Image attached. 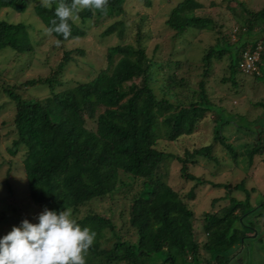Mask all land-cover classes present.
<instances>
[{"label": "trees", "instance_id": "trees-1", "mask_svg": "<svg viewBox=\"0 0 264 264\" xmlns=\"http://www.w3.org/2000/svg\"><path fill=\"white\" fill-rule=\"evenodd\" d=\"M130 1L142 0H108L104 11L81 10L75 22L69 21L71 36L68 40L55 33L50 37L60 40V44L84 38L87 36L86 24L93 21L95 11L99 15L113 11L124 13L125 5ZM144 1L150 5V0ZM56 2L50 0L47 8L40 2L34 6L35 16L46 28L56 19ZM29 8V0H0V14L9 11L22 15ZM201 9L203 6L197 0H184L173 9L166 25L176 37L191 28L210 30L212 20L196 14ZM247 13L249 17L240 24V41L234 45L217 44L203 57L206 70L193 98L186 103L170 100V94H175V85L181 83L184 86L177 73L183 63H176V71L168 77L169 88H160L154 64L147 60L141 46V33L138 34L137 45L109 48L108 67L93 80L55 93L54 88L61 85L56 78L70 61V54L65 53L54 77L30 80L24 84L26 87L48 86L51 93L45 99H26L19 88L2 85L0 78L2 93L14 103L10 132L13 136L8 151L13 156L22 151L28 196L38 207L56 211L70 208L76 214L94 201L114 199L122 189L137 187L130 199L128 219L135 240L123 238L114 222L99 214L77 218L81 226L96 233L85 257L86 264H147L148 258L164 251L171 264H180L181 260L183 264L187 261L192 264L207 262L208 258L201 257L200 250L208 256L216 254L214 264H228L231 255L224 258L222 253L227 255L239 249L246 238L245 225L254 223L253 217L264 218V203L257 205L252 202L244 181L231 187L206 182L188 171L189 159L204 157L217 161L211 154L213 145L186 151L183 158L175 156L182 165L180 176L184 181L193 182L194 188L205 184L224 188L228 194L225 198L229 201L228 207L218 213L205 214L203 234L207 241L201 249L199 233L192 224L194 213L179 192L164 180L162 174L151 178L144 173L150 162L160 170L164 160L170 157L158 148L162 138L176 142L193 135L210 113L217 115L214 119V142L237 160L238 152L220 136L219 125L225 124L219 121L226 112L211 102L205 79L213 61H221L227 54L230 56L229 80L235 79L236 71H242L243 52L246 53L243 49L251 45L253 52L260 39H252V36L264 34V9ZM124 33V23L116 22L102 35L117 34L122 38ZM2 50L18 56L33 51L30 35L23 23L0 20ZM260 63L258 68L262 66ZM259 106L264 107V104ZM254 123V127L259 126L254 132L258 140L248 152L250 164L257 156L264 158V125ZM250 131L253 132L252 129ZM232 190L247 193L246 198L238 200L231 197ZM189 195L194 197L193 190ZM257 207L260 208L257 214H252ZM107 231L112 234L109 239H106Z\"/></svg>", "mask_w": 264, "mask_h": 264}, {"label": "rangeland", "instance_id": "rangeland-1", "mask_svg": "<svg viewBox=\"0 0 264 264\" xmlns=\"http://www.w3.org/2000/svg\"><path fill=\"white\" fill-rule=\"evenodd\" d=\"M183 1L150 0V5L144 0L130 1L125 5L124 13L113 11L99 15L95 11L96 16L93 21L86 24V37L59 44V46L55 39L45 33L46 27L35 16L34 6L39 0H29L30 8L22 15L17 13L14 15L9 11L2 12L0 20L15 24L23 23L26 26L33 51L25 52L21 56L9 50L0 51L2 81L0 83L19 88L26 99H45L51 93L48 86L26 87L24 84L30 80L54 77L65 53L70 54V61L56 78L61 85L54 88L55 93L93 80L100 71L108 67L107 51L109 48L118 45H137L136 40L138 34L141 33V46L146 52L147 60L154 64L155 78L160 88H169L168 77L176 71V63H183L177 73L179 81L182 79L185 87L181 83H178L179 86L175 85L177 96L174 97L175 94L171 93L170 100L175 103L189 102L194 92L197 91L202 74L206 70L202 63L203 57L217 44L223 46L238 43L240 24L249 17L247 12L255 13L264 9V0H197L203 9L198 10L196 14L212 20L211 29L201 31L191 28L182 36L176 37L175 32L167 27L166 21L173 9ZM116 22L124 23V36L122 38L117 34L103 36L105 30ZM262 36L255 33L252 39L258 40ZM257 49L264 50L260 41L255 50ZM243 50L251 51V45ZM229 57L227 54L221 61H213L211 67L207 69L208 75L205 81L211 102L226 112L219 121L225 125L218 124L221 129L220 136L224 137L226 142L238 152L237 160L235 161L219 143L214 142V119L217 115L210 113L197 126L193 135L182 137L176 142H169L162 138L158 148L170 157L164 160L160 170L150 162L144 171L145 175L151 178L162 174L164 180L179 192L188 208L194 213L195 218L192 224L199 233L198 241L201 249L207 241L203 234L205 214L218 213L222 208L228 207L229 201L225 199L228 194L224 188H215L209 184L194 188L193 182L184 181L180 176L182 165L175 160V156L183 158L186 151L192 152L195 149L213 145L211 154L217 161L204 157L189 159L188 171L206 182L227 184L231 187L244 181L252 202L257 205L264 203V158L257 156L251 164L248 159V152L256 146L258 140L254 132L258 131L259 126L254 127V122L260 126L264 125V107L259 106L264 104V60H260L262 66L258 68V74L249 75L238 70L235 73V79L230 81ZM1 84L0 237L10 232L13 226H18L24 219L35 223L36 217L43 211L29 199L22 151L17 156L11 155L8 151L9 142L13 136L10 132L12 131L14 103L2 93ZM157 91L159 92V88ZM251 129L253 132L250 131ZM192 190L194 197L189 195ZM136 191L137 187L122 189L114 199L94 201L81 208L73 216L77 219L88 214H99L112 220L123 238L135 240L128 219L130 199ZM246 194L232 190L230 196L244 200ZM259 209L257 207L252 214H257ZM258 224L261 227L255 226L257 230L263 231L264 218H258ZM245 231L247 236L243 241L244 244L241 245L244 251L238 256L242 260L241 264H264V234L261 236L260 233V237L255 238L254 230L245 229ZM111 236L112 234L107 231L106 239ZM200 254L201 257L208 258V261L199 262V264H214L213 262L216 261V254L208 256L204 250H200ZM222 254L224 258L231 255H226L225 252ZM167 258V252L164 251L148 258L147 264H171ZM230 258L228 264L238 262L237 260L233 262V255ZM180 264H183L182 260ZM185 264L192 263L187 261Z\"/></svg>", "mask_w": 264, "mask_h": 264}, {"label": "clouds", "instance_id": "clouds-1", "mask_svg": "<svg viewBox=\"0 0 264 264\" xmlns=\"http://www.w3.org/2000/svg\"><path fill=\"white\" fill-rule=\"evenodd\" d=\"M41 6H50V0H39ZM108 0H57L56 19L45 29L68 40L71 24L84 9L104 11ZM57 46L61 43L57 40ZM261 62V61H260ZM96 233L81 226L70 208H45L36 222L24 219L18 226L0 237V264H86V254Z\"/></svg>", "mask_w": 264, "mask_h": 264}, {"label": "built area", "instance_id": "built-area-1", "mask_svg": "<svg viewBox=\"0 0 264 264\" xmlns=\"http://www.w3.org/2000/svg\"><path fill=\"white\" fill-rule=\"evenodd\" d=\"M261 49H257L253 52L248 51L243 55V62L241 64L242 71L246 74L253 75L258 74V64L261 60Z\"/></svg>", "mask_w": 264, "mask_h": 264}, {"label": "flooded vegetation", "instance_id": "flooded-vegetation-1", "mask_svg": "<svg viewBox=\"0 0 264 264\" xmlns=\"http://www.w3.org/2000/svg\"><path fill=\"white\" fill-rule=\"evenodd\" d=\"M260 42L262 43V45L264 46V35L260 38ZM256 218V217H255ZM253 222H256V223H252V224H250V223H247L246 225H245V227L247 228V229H251V230H254L255 232H254V234H256L255 235V238H259L260 237V233H261V236H262V234H264V229H263V231H258L257 230V228L255 227V226H260L261 227V225L260 224H258V219L256 218V219H254L253 220ZM247 236V235H246ZM262 239V238H261ZM244 247H239V249H234V250H237L236 252L234 251L233 252V254L231 253V256L230 257H232V255H233V262L235 261V260H237L238 262L236 263V264H241L242 263V260L241 259H239V255L241 254V252H243L244 250ZM231 259V258H230ZM232 263V262H231Z\"/></svg>", "mask_w": 264, "mask_h": 264}]
</instances>
